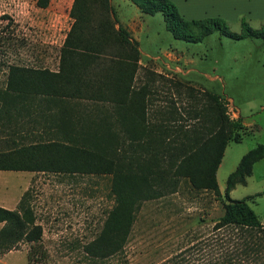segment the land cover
Instances as JSON below:
<instances>
[{"label": "trees", "instance_id": "trees-1", "mask_svg": "<svg viewBox=\"0 0 264 264\" xmlns=\"http://www.w3.org/2000/svg\"><path fill=\"white\" fill-rule=\"evenodd\" d=\"M48 1L35 3L45 7ZM130 1L141 12H160L176 38L198 41L213 30L235 38H264V28L243 20L242 32L236 33L217 17L184 19L170 0ZM68 15L71 22L55 70L7 64L0 117L13 118L29 140H11L0 149V169L108 175L112 203L95 236L83 245L87 255L101 259L122 250L144 201L176 191L185 178L193 190L219 196L221 213L206 235L154 264H264V222L246 202L264 191L228 195L264 157V142L240 156L221 193L216 168L227 141H239L243 128L239 118L227 114L226 101L212 91L171 81L176 93L197 101L183 109L187 119L172 99L151 108L152 91L134 81L137 41L116 25L109 0H72ZM22 113L26 119L16 120ZM34 126L40 130L32 132ZM26 196L18 210L0 206V252L24 241L30 263L48 253Z\"/></svg>", "mask_w": 264, "mask_h": 264}, {"label": "rangeland", "instance_id": "rangeland-1", "mask_svg": "<svg viewBox=\"0 0 264 264\" xmlns=\"http://www.w3.org/2000/svg\"><path fill=\"white\" fill-rule=\"evenodd\" d=\"M170 1L187 20L217 17L236 33L242 32V20L252 28H264V0ZM71 2L49 0L40 7L35 0H0V87L5 84L9 63L57 68L59 47L71 22ZM109 4L116 25L125 27L137 41L139 66L134 81L152 91L151 108L164 107L172 99L187 119L183 109L197 101L175 92L171 81H180L219 94L226 101L229 117L240 119L241 139L227 141L215 171L223 193L225 179L240 156L264 142V38H235L213 30L198 41H189L172 36L160 12H141L130 0H109ZM26 117L22 113L16 120ZM12 119L0 117V149L11 140H29L21 136L23 131ZM31 130L37 132L40 127ZM2 171L0 180L4 179L5 187L18 183L21 190L28 187L48 254L29 263L25 257L28 243L18 241L11 247L18 249L16 256L0 264H154L206 235L221 213L219 196L208 190H193L184 178L176 191L144 201L122 250L101 259L87 255L83 245L95 236L111 203L108 176ZM1 189L4 187L0 185ZM262 190L264 157L253 163L246 182L236 184L228 194L241 198ZM252 198L246 202L264 222V193Z\"/></svg>", "mask_w": 264, "mask_h": 264}, {"label": "crops", "instance_id": "crops-1", "mask_svg": "<svg viewBox=\"0 0 264 264\" xmlns=\"http://www.w3.org/2000/svg\"><path fill=\"white\" fill-rule=\"evenodd\" d=\"M263 158V157H262ZM219 165V164H218ZM253 165V164H252ZM252 169V168H251ZM2 170H16V171H19V170H29V169H0V173L1 172H4V171H2ZM16 171H14V172H16ZM31 171H41V172H44L43 170H31ZM10 172V171H9ZM48 172H53V173H59V172H54V171H48ZM251 173V172H250ZM68 174H79V173H68ZM1 176H2V174H0ZM80 175V174H79ZM95 175H106V174H95ZM249 175V174H248ZM247 175V176H248ZM106 176H108V175H106ZM246 176V177H247ZM109 177V176H108ZM246 177H245V182H246ZM244 182V183H245ZM9 183V182H8ZM244 183H236V184H244ZM235 184V185H236ZM0 185H1V187L3 186L4 187V189H1L0 190V206H2V207H5V208H8V209H16V210H18V204H19V202H20V200L22 199V196L24 195V194H27V196H26V202H28V204L30 205V207H31V209H32V215H33V220H34V222L35 223H39L40 225H41V223H40V221H36V217H35V212H34V209H33V205H32V201H31V198H32V196H31V193H30V191H29V189H28V187H25V188H23L22 190L20 189V187H19V183L16 185V187H9L10 186V184H8V187H5L6 186V183H5V181H4V179H2V180H0ZM225 185V184H224ZM234 185V186H235ZM233 186V187H234ZM232 187V188H233ZM218 189H219V187H218ZM231 189V188H230ZM229 189V190H230ZM229 190H228V192H229ZM219 191H220V189H219ZM212 192V191H211ZM221 192V191H220ZM110 194V193H109ZM229 195V194H228ZM111 196V195H110ZM219 199H220V197H219ZM149 200H151V199H149ZM146 201H148V200H146ZM111 203H112V196H111ZM111 203H110V205H111ZM110 205L104 210V215H103V218H104V216H105V212H106V210L110 207ZM103 218H102V220H103ZM102 223V222H101ZM101 226V225H100ZM42 227V226H41ZM100 228V227H99ZM99 230V229H98ZM97 233V232H96ZM42 236V235H41ZM15 250H17L18 251V249H15ZM15 250H12V248L11 249H8V250H6V251H3V252H0V261H4L6 258H10V259H12L13 257H15L16 256V253H15ZM25 257H26V252H25Z\"/></svg>", "mask_w": 264, "mask_h": 264}]
</instances>
